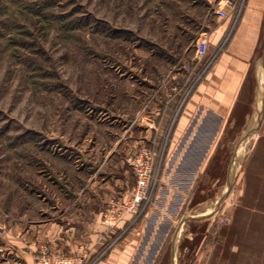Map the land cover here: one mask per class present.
<instances>
[{
	"label": "rangeland",
	"instance_id": "obj_1",
	"mask_svg": "<svg viewBox=\"0 0 264 264\" xmlns=\"http://www.w3.org/2000/svg\"><path fill=\"white\" fill-rule=\"evenodd\" d=\"M230 1L221 18L224 0H0V197L64 208V195L80 207L82 193L101 211L128 203L150 168L131 222L154 223L159 264H177L180 218L213 206L224 183H195L167 130L227 38L201 58L196 39L240 18L244 0Z\"/></svg>",
	"mask_w": 264,
	"mask_h": 264
},
{
	"label": "crops",
	"instance_id": "obj_2",
	"mask_svg": "<svg viewBox=\"0 0 264 264\" xmlns=\"http://www.w3.org/2000/svg\"><path fill=\"white\" fill-rule=\"evenodd\" d=\"M239 15L230 32L229 19L208 26L209 46L226 43L167 130L174 150L184 151L177 164L193 169L195 183H224L213 206L180 218L177 264H264V0H244ZM80 194V207L64 195V208L59 199L45 207L49 201L39 197L32 208L2 194L0 264H35L41 247L69 255L82 250L92 264H159L154 223L131 222L127 214L108 225L102 210L89 209L88 196L75 199Z\"/></svg>",
	"mask_w": 264,
	"mask_h": 264
},
{
	"label": "built area",
	"instance_id": "obj_3",
	"mask_svg": "<svg viewBox=\"0 0 264 264\" xmlns=\"http://www.w3.org/2000/svg\"><path fill=\"white\" fill-rule=\"evenodd\" d=\"M232 4L230 0H224L223 4L219 6L215 12L221 17L226 18L228 11L225 7ZM231 7V6H230ZM206 36H199L195 41V56L201 58L207 49ZM144 158L146 163L151 159L149 149H144L140 155V159ZM153 179L152 170L144 168L136 172V184L132 188V198L126 204L116 202L112 208H105L102 210V220L108 225H112L117 220L122 219L127 214H131L132 218H136L139 213V204L145 198V191ZM2 226L0 225V235L2 234ZM35 264H92L87 263V254L78 250L74 254H64L50 250L48 247H41L35 255Z\"/></svg>",
	"mask_w": 264,
	"mask_h": 264
},
{
	"label": "trees",
	"instance_id": "obj_4",
	"mask_svg": "<svg viewBox=\"0 0 264 264\" xmlns=\"http://www.w3.org/2000/svg\"><path fill=\"white\" fill-rule=\"evenodd\" d=\"M68 20H69V19H68ZM77 20H78V19H77ZM82 20H84V19H82ZM74 21H75V19H74V20H73V19H70V21H68V22H69L68 24H72ZM78 21H79V20H78ZM84 21H85V24H86V23H87V24H88V23L91 24V21H88V19H85ZM95 24H96V22L94 23V25H95ZM110 32H111V34L115 37V32L112 31V30H111ZM188 40H189V38H188ZM209 66H210V65H209ZM209 66H208V67H209ZM207 69H208V68H207ZM207 69H206V70H207ZM206 70H205V72H206Z\"/></svg>",
	"mask_w": 264,
	"mask_h": 264
}]
</instances>
